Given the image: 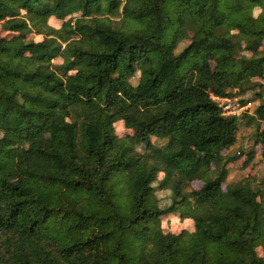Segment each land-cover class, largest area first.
<instances>
[{
    "label": "trees",
    "instance_id": "trees-1",
    "mask_svg": "<svg viewBox=\"0 0 264 264\" xmlns=\"http://www.w3.org/2000/svg\"><path fill=\"white\" fill-rule=\"evenodd\" d=\"M241 125L264 158V0H0V264H264Z\"/></svg>",
    "mask_w": 264,
    "mask_h": 264
},
{
    "label": "rangeland",
    "instance_id": "rangeland-1",
    "mask_svg": "<svg viewBox=\"0 0 264 264\" xmlns=\"http://www.w3.org/2000/svg\"><path fill=\"white\" fill-rule=\"evenodd\" d=\"M50 23L54 26H58L60 25V21H57L53 18L50 19ZM36 39H40L41 36L40 35H36L35 37ZM188 42L187 39H184L183 41H181L178 44V48L177 51L181 50L183 45H185ZM246 55H250V53L248 52H243ZM59 59H55V62H57ZM138 75V72L136 73ZM254 80H258L260 82H262V79L260 78H256ZM242 98H248V99H253V92H248L245 95L241 96ZM241 97H234L232 99H237L239 102L241 99ZM258 104V101L255 100L252 106H255ZM251 106V105H250ZM253 107H251L252 109ZM115 132L116 135L118 137H125V136H129L133 134V131L131 129H128L125 125L123 121H117L115 123ZM252 127L246 126V125H241L238 131V139L237 142L235 144V146L231 149L230 154L232 155L233 153H235L237 151V148H239V146H243L245 148L248 147H253L255 148L256 151V157L254 158V160L252 161V163L250 165H248L245 168H240V165L242 164L241 160L236 161L235 163H233L230 169V173L229 176L226 180V183H230V182H236L238 180H240L241 178H243L246 174H249L251 176H256L257 180H261L264 177V158L261 155V146H255L254 147V142L252 140ZM227 151H224V153H226ZM162 177V173L158 174V178ZM201 186V182L200 181H193L190 185V187H188V189L190 188H194V189H198ZM156 197L159 200V205L164 206V205H168L171 202V192L169 189H162V190H158L156 189L155 192ZM198 210L197 209H191V212L189 215H184L182 216L181 213H174V214H169L166 215L164 217H162L161 219V228L162 231L164 233L167 232H172V233H180L183 230H187V231H192L194 228V220L192 219V214L196 213ZM258 253L260 255L264 254V249L263 248H259L258 249Z\"/></svg>",
    "mask_w": 264,
    "mask_h": 264
},
{
    "label": "built area",
    "instance_id": "built-area-1",
    "mask_svg": "<svg viewBox=\"0 0 264 264\" xmlns=\"http://www.w3.org/2000/svg\"><path fill=\"white\" fill-rule=\"evenodd\" d=\"M212 99L218 103L219 107L221 108L222 115L224 116L239 115L250 106V103L245 105L240 104L236 98L232 99L229 97H219L212 95Z\"/></svg>",
    "mask_w": 264,
    "mask_h": 264
}]
</instances>
